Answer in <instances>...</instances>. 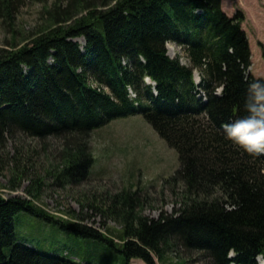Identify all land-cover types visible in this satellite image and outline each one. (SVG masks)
<instances>
[{"label":"trees","instance_id":"16d2710c","mask_svg":"<svg viewBox=\"0 0 264 264\" xmlns=\"http://www.w3.org/2000/svg\"><path fill=\"white\" fill-rule=\"evenodd\" d=\"M41 2L39 28L23 43L0 46V171L8 169L11 190L28 181L26 196L0 193V264H128L131 258L164 264L178 248L205 253L208 264H257L256 256L264 257V154L248 153L222 127L245 114L248 83L257 79L248 71L243 14L228 16L221 0ZM22 5L0 0V23L13 26ZM168 41L182 47L190 65L167 54ZM193 68L202 76L205 101L196 97ZM145 75L157 81L158 94ZM135 113L177 151L178 168L165 180L180 185V207L150 217L142 214L137 191L122 188L89 201L119 224L106 233L77 214L61 218L37 204L44 172L61 185L87 179L91 132ZM17 134L62 139L59 164L28 162L16 146L6 151ZM21 211L90 240L104 259L48 254L18 241L14 217Z\"/></svg>","mask_w":264,"mask_h":264},{"label":"rangeland","instance_id":"374dc122","mask_svg":"<svg viewBox=\"0 0 264 264\" xmlns=\"http://www.w3.org/2000/svg\"><path fill=\"white\" fill-rule=\"evenodd\" d=\"M42 6L41 0H24V5L15 15L13 26L0 23V46L5 41L23 43L24 38L37 30L44 18ZM221 8L228 16L243 14L241 27L250 49L251 64L248 71L255 78H264V0H221ZM78 40L82 41V38ZM166 47L170 57L186 61L181 46L168 41ZM199 72L194 71L195 82L199 81ZM89 141L94 161L87 179L61 185L48 173H43L45 182L36 202L44 210L65 219H73L77 214L80 222L106 232L107 226L116 230L119 224L104 219L92 204L89 205V201L94 204L97 198H104L122 188L137 191L142 214L150 217H157L161 212H174L175 208L181 206L180 185L177 187L165 180L178 168L177 151L141 113L116 117L95 128ZM62 144L60 138L41 139L17 134L14 140L8 139L5 150L12 153L16 146L22 152L21 155L28 158V162L35 161L36 164L52 168L60 162ZM9 175L8 169L0 171V193L4 196H26L24 187L28 183L27 179L21 182L19 188L11 190L7 187ZM69 210L71 214L67 212ZM14 222L15 238L32 248L58 256L68 252L69 256L79 259H104L105 253L94 249L90 240L52 222L24 211L15 215ZM115 240L118 241L117 238ZM180 259H185V264L209 263L205 253L186 254L183 248H178L166 255L164 264H181ZM128 264L147 263L140 258H131ZM155 264H158L157 261Z\"/></svg>","mask_w":264,"mask_h":264},{"label":"clouds","instance_id":"9594fccd","mask_svg":"<svg viewBox=\"0 0 264 264\" xmlns=\"http://www.w3.org/2000/svg\"><path fill=\"white\" fill-rule=\"evenodd\" d=\"M140 58L146 60L142 55ZM143 80L152 86L154 94H158L159 90L155 87L157 81L153 77L145 75ZM128 96L135 102L137 91L132 85L128 86ZM244 108V115L224 122L222 127L226 137L242 146L248 153L259 155L264 153V78L253 79L248 83Z\"/></svg>","mask_w":264,"mask_h":264}]
</instances>
